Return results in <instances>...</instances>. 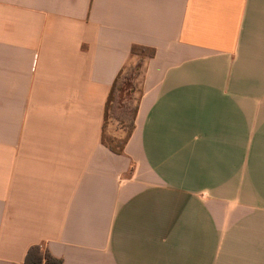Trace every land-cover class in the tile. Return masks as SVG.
<instances>
[{
	"label": "crops",
	"instance_id": "obj_1",
	"mask_svg": "<svg viewBox=\"0 0 264 264\" xmlns=\"http://www.w3.org/2000/svg\"><path fill=\"white\" fill-rule=\"evenodd\" d=\"M140 60L117 154L106 107ZM34 245L63 264H264V0H0V264Z\"/></svg>",
	"mask_w": 264,
	"mask_h": 264
},
{
	"label": "trees",
	"instance_id": "obj_2",
	"mask_svg": "<svg viewBox=\"0 0 264 264\" xmlns=\"http://www.w3.org/2000/svg\"><path fill=\"white\" fill-rule=\"evenodd\" d=\"M133 55L142 57H153L155 51L146 47L133 46ZM145 61L140 60L134 65L124 68L116 78L110 93L107 107L105 124L109 120L117 123L126 129V136L121 139H107L104 135V142L117 154H122L124 148L135 129V122L138 113L136 102V90L138 80L144 71ZM24 264H63V261L56 258L47 248L42 245L32 246L26 256Z\"/></svg>",
	"mask_w": 264,
	"mask_h": 264
},
{
	"label": "rangeland",
	"instance_id": "obj_3",
	"mask_svg": "<svg viewBox=\"0 0 264 264\" xmlns=\"http://www.w3.org/2000/svg\"><path fill=\"white\" fill-rule=\"evenodd\" d=\"M118 136L124 138L126 136V129L119 124L113 123L111 120H109L106 126V138L114 139Z\"/></svg>",
	"mask_w": 264,
	"mask_h": 264
}]
</instances>
